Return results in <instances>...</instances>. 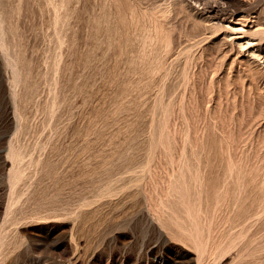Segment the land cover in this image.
I'll return each instance as SVG.
<instances>
[{"label":"rangeland","instance_id":"1","mask_svg":"<svg viewBox=\"0 0 264 264\" xmlns=\"http://www.w3.org/2000/svg\"><path fill=\"white\" fill-rule=\"evenodd\" d=\"M50 1L0 0V264H264V74L185 0Z\"/></svg>","mask_w":264,"mask_h":264},{"label":"bare ground","instance_id":"2","mask_svg":"<svg viewBox=\"0 0 264 264\" xmlns=\"http://www.w3.org/2000/svg\"><path fill=\"white\" fill-rule=\"evenodd\" d=\"M50 2L49 4H51ZM185 2L187 6L194 9V12L196 11L197 13L196 17L193 19L195 20L194 21L195 23L197 20V22L201 26L200 31L197 32L198 34L196 33V35L193 36L195 41H198L197 40L198 36L202 35L204 37H208V35H211L212 31L219 29L220 36H218L217 39L221 41L220 44L222 46L219 51L220 57L222 58V65L225 64V65H228V68H233V69L235 68L234 70H237V72L239 71L247 72L246 73L247 75L249 74L248 72L252 71L253 67H256L261 73L264 74V0H185ZM53 16H56V15H53ZM4 29L5 28L3 27V18L0 14V56L4 60L5 65L9 67V70L11 73V79L9 81L10 82L9 92H10L11 98L14 103V117H15L16 123L18 124L17 119L20 117V112L16 104V99H17L16 97L18 94L16 85L18 84V81L20 80V69H19V66H18V63L16 61L14 54L10 50V43L7 41L6 32ZM191 35H194V34H191ZM188 46H189V43H188ZM6 151H7L6 155L10 159V164H11L9 175H8V182H9L10 187L13 188L15 182L17 181L18 178H20L21 173H22V169H21L22 155H21L20 150H18V148L13 144V142L10 139L7 142ZM180 171L179 173L181 174L180 175L181 179L179 180L180 176L178 179H173V182L172 183L170 182L171 183L170 187L172 188V191L175 192V195L178 193L177 196H179L182 200L183 195H184L183 190L185 188H188V182L190 180H195V181L201 180L202 181V178L200 177V174L196 172L194 173V175L188 176L189 179L187 180L185 179L186 173L184 171H181V172ZM223 175H224V172H223ZM227 177L228 176H226L225 178ZM219 179L217 180L220 181ZM222 181L220 182L223 183ZM214 182H217V181L214 180ZM225 184H226V181H225ZM258 210H260V208ZM253 215L255 214L253 213ZM243 218H246V217H243Z\"/></svg>","mask_w":264,"mask_h":264}]
</instances>
